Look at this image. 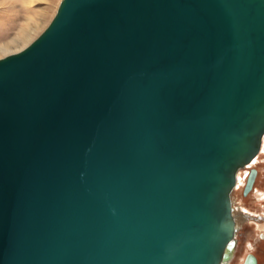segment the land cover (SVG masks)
<instances>
[{
  "label": "water",
  "instance_id": "water-1",
  "mask_svg": "<svg viewBox=\"0 0 264 264\" xmlns=\"http://www.w3.org/2000/svg\"><path fill=\"white\" fill-rule=\"evenodd\" d=\"M263 134L264 0H60L0 57V264H227Z\"/></svg>",
  "mask_w": 264,
  "mask_h": 264
},
{
  "label": "rangeland",
  "instance_id": "rangeland-1",
  "mask_svg": "<svg viewBox=\"0 0 264 264\" xmlns=\"http://www.w3.org/2000/svg\"><path fill=\"white\" fill-rule=\"evenodd\" d=\"M60 0H0V57L17 51L35 38L54 15ZM28 33L27 35L24 33ZM253 166L257 168L253 191L243 193V188L234 191V207L240 212L264 215V150ZM237 174V180L240 178ZM236 187V186H235ZM235 196L237 198H235ZM234 198V199H233ZM246 209V210H244ZM244 224V225H242ZM236 232V244L228 264H242L248 253L264 264V220H244Z\"/></svg>",
  "mask_w": 264,
  "mask_h": 264
},
{
  "label": "flooded vegetation",
  "instance_id": "flooded-vegetation-1",
  "mask_svg": "<svg viewBox=\"0 0 264 264\" xmlns=\"http://www.w3.org/2000/svg\"><path fill=\"white\" fill-rule=\"evenodd\" d=\"M264 150V137H263V139H262V142H261V150H260V153L253 159V161L252 162H250V163H248V164H246L245 166H243V167H241V169L238 171V176H239V173H241L240 174V178H239V181L237 180V184H236V187L234 188V191L235 190H238L240 187H241V184L243 183V185H242V188H244V185H245V183H246V180H247V177H248V175L250 174V172H251V169L252 168H256V167H254L253 165L255 164V163H257L256 161L258 160V158L260 157V154H261V152ZM256 170H257V168H256ZM257 173H258V171H257ZM255 175L257 176V174L255 173ZM239 184V185H238ZM253 187H254V184H253ZM253 187H252V191H253ZM234 191H233V193H232V197H234ZM261 197H263L264 198V193H262L261 194ZM235 198H237L236 196H235ZM234 199V198H233ZM244 210H246V209H244ZM241 212V211H240ZM242 213H245V214H247L248 216L246 217V219L245 220H247V221H253V219H263L264 220V215L263 214H257V215H252L250 212L248 213V211H245V212H242ZM259 216V217H258ZM258 217V218H257ZM242 225H244V224H242ZM240 227H241V225H240ZM253 254V253H252ZM236 254L234 253V255H233V258H234V256H235ZM256 255V254H255ZM256 257H257V259H258V263H259V258H258V256L256 255ZM232 258V259H233ZM232 259L230 260V261H232Z\"/></svg>",
  "mask_w": 264,
  "mask_h": 264
},
{
  "label": "bare ground",
  "instance_id": "bare-ground-1",
  "mask_svg": "<svg viewBox=\"0 0 264 264\" xmlns=\"http://www.w3.org/2000/svg\"><path fill=\"white\" fill-rule=\"evenodd\" d=\"M24 34L27 35L28 33L26 32V33H24ZM263 137H264V134L262 135V139H263ZM262 139H261V142H262ZM260 150H261V144H260V149H259L258 153L254 156V158L260 153ZM254 158H253V159H254ZM253 159H252L250 162H252ZM250 162H249V163H250ZM240 169H241V167L237 170V173H236V183H235L233 189L235 188V186H236V184H237V174H238V171H239ZM256 174H257V170H256ZM255 177H256V175H255ZM254 181H255V178H254ZM254 181H253V183H252V187H253ZM238 185H239V184H238ZM252 187H251V189H252ZM233 189H232V190H233ZM251 189H250V190H251ZM250 190H249V191H250ZM247 192H248V191H247ZM247 192H246V193H247ZM231 196H232V191H231ZM235 210L238 211L236 208H235ZM237 215L239 216L238 219H239V221H240V222H239L240 224H241L242 221H244V220L246 219V217L248 216L247 214L244 215L243 213H240L239 211H238L237 214H235V216H237ZM241 215H242V217H240ZM236 218H237V217H236ZM234 244H236V243H234ZM233 251H234V249L232 250L231 258H232V256H233ZM253 254H254V253H253ZM254 256H255L256 261H257V264H258V259H257V257H256L255 254H254ZM231 258H230V260H231ZM230 260H229V261H230ZM227 264H228V262H227Z\"/></svg>",
  "mask_w": 264,
  "mask_h": 264
}]
</instances>
